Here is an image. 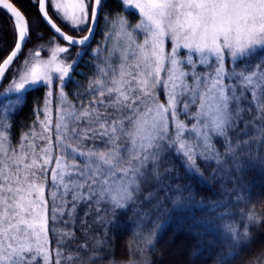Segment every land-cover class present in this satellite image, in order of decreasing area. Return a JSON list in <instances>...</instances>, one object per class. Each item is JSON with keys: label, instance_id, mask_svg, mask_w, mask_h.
<instances>
[{"label": "snow or ice", "instance_id": "snow-or-ice-1", "mask_svg": "<svg viewBox=\"0 0 264 264\" xmlns=\"http://www.w3.org/2000/svg\"><path fill=\"white\" fill-rule=\"evenodd\" d=\"M29 4L32 20L0 0V264H155L167 225L197 210L211 239L193 258L264 264L245 183L264 175V0ZM181 168L221 198L197 201Z\"/></svg>", "mask_w": 264, "mask_h": 264}, {"label": "trees", "instance_id": "trees-1", "mask_svg": "<svg viewBox=\"0 0 264 264\" xmlns=\"http://www.w3.org/2000/svg\"><path fill=\"white\" fill-rule=\"evenodd\" d=\"M20 6L24 9L27 13L28 18L30 20L34 19L36 16L35 9L31 7L29 4V0H19ZM131 17V20L135 19V15L132 13H128ZM0 23H3V17L0 16ZM41 30L45 32V35L48 34L47 27L41 25ZM75 49H73V53H75ZM90 51V49H89ZM88 57L85 56L84 60H87ZM84 60H81L80 66L76 69V74L74 75L73 79L80 82L81 85H86L88 77L83 75L82 73H89L91 74L89 66L85 65ZM75 84L69 83L68 87L66 88V92L71 97V94L75 90ZM36 95H41L42 93H33L29 95L28 104L26 105L23 113L18 117V120L21 122L30 121L32 116L31 109L33 107L32 101ZM177 165H179V161H175ZM182 179L177 181L183 184L191 183L193 187L196 189V200L200 201L202 198L204 199L205 203H208L210 200H216L221 198L219 195V185L214 186V190L216 191V195H213L211 191H209V185L198 183L193 179L185 176L183 174V169H180ZM208 173H205L207 177ZM246 184L250 183L253 187V196L252 201L248 205L251 208L255 205V210L259 212H264V201L260 199V196H264V175H262L259 170H250L247 173L246 177ZM83 209L80 210V215L83 216ZM131 215L129 212L127 215L121 218V222L127 221L128 216ZM204 218L207 219V216L204 215L201 211L197 210L193 214H177V216L173 219L171 223L167 225L164 229L163 234L160 238V241L157 245V251L152 256L153 261L155 264H212V261L207 259L206 256H198L193 258L192 253L197 250V246L201 243H205L206 241L211 239L210 237L203 236L201 229L194 224V219ZM92 217H89L91 220ZM131 231H116L115 232V242H114V249L117 255H120L126 241L131 236ZM77 235H80L79 229H77ZM111 235V233H110ZM169 247H173L176 250H182V255L179 256V259L172 258L167 260L166 257V249ZM247 255V252H245ZM167 262V263H166ZM234 264H241L240 260L234 262Z\"/></svg>", "mask_w": 264, "mask_h": 264}, {"label": "rangeland", "instance_id": "rangeland-1", "mask_svg": "<svg viewBox=\"0 0 264 264\" xmlns=\"http://www.w3.org/2000/svg\"><path fill=\"white\" fill-rule=\"evenodd\" d=\"M128 13H132L133 15H135V12H134V10H132V9H129L128 10ZM131 22L132 23H135L136 22V15H135V19L134 20H131ZM95 46V45H94ZM90 51H91V49H90ZM44 55H46V53H43ZM0 91H2V89H0ZM34 117H32L31 119H33ZM167 251H166V257H167V260H169V259H172V258H174V259H176V258H178L179 259V256H181L182 255V250H176V249H174L173 247H169V248H167L166 249ZM167 263V262H166Z\"/></svg>", "mask_w": 264, "mask_h": 264}]
</instances>
